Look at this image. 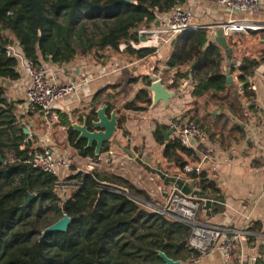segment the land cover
<instances>
[{
  "label": "trees",
  "instance_id": "16d2710c",
  "mask_svg": "<svg viewBox=\"0 0 264 264\" xmlns=\"http://www.w3.org/2000/svg\"><path fill=\"white\" fill-rule=\"evenodd\" d=\"M183 2L0 0V156L4 160L0 163V264H161L158 251L181 263L192 264L201 257L199 251L187 247L189 226L158 212L147 211L146 206L136 200L143 197L145 203L149 202L146 194L121 177H108L96 169L82 172L72 168V174L65 179L72 189L64 197L59 196L56 177L32 167L29 153L41 148L34 147L37 141L34 136L31 139L24 133L26 126L20 122L23 118L19 120L15 113L18 102L5 98V90L21 77L17 61L7 55L9 44L17 43L22 56L35 65L50 63L63 68L74 63L78 54L83 57L103 50L127 56L130 63L145 61L156 54L155 48L130 47L124 52L121 46L137 41L133 30L152 28L158 16L180 7ZM89 25L92 30L88 29ZM261 31H251V34L259 35ZM227 44L234 49L231 42ZM169 45L171 51L161 74L162 82L169 84L172 79L170 89L178 93L182 91V84H189L192 89L191 100L181 112V122L201 126L212 143L243 140L245 133L234 119H243L246 123L241 98L248 100L250 96L246 87L239 90L227 84L223 68L226 67L230 74L236 72L242 82L252 76L260 62L245 58L236 68L233 55L234 62L229 63L219 44L209 43V29L206 28L184 32ZM159 70L157 67L152 72L157 74ZM150 76L135 77L126 85H134L139 79L142 85H148ZM122 87L112 85L98 91L87 113L77 116V122L81 123L83 117L88 122L94 120L95 110L102 104L108 106L107 114L116 109L115 102ZM139 103L145 107L151 105L150 95L145 90H137L123 108L143 111L145 107ZM210 107L219 112L214 117L224 120L221 132L211 133L207 122ZM58 117V124L66 130L68 145L79 157L97 160L93 148L85 149L84 140L76 141L77 133L70 127L72 122L68 116L60 114ZM125 121L124 116L118 115L117 130L124 129ZM228 125L234 126L236 132L227 131ZM168 131V126L156 125L152 131L153 140L162 148L160 156L166 164L174 165L178 170L175 174L184 175V168L196 163L198 158L194 150L182 146L172 134L165 140L164 134ZM110 145L107 142L101 154L107 152ZM7 154H10V161H7ZM158 167L163 171L156 175L164 185L183 184V181L168 177L160 164ZM185 176L190 182L181 190L185 195L192 194L199 209L201 199L197 198L215 202L207 203V208L214 212L223 210L218 204L223 201L219 189L205 172ZM28 194H34L35 198L24 207ZM63 215L71 220L67 230L40 238L41 232ZM257 226L255 223L251 230L258 231ZM247 240L250 243L255 239L249 236ZM255 264H264V247H259Z\"/></svg>",
  "mask_w": 264,
  "mask_h": 264
},
{
  "label": "crops",
  "instance_id": "0c3cea01",
  "mask_svg": "<svg viewBox=\"0 0 264 264\" xmlns=\"http://www.w3.org/2000/svg\"><path fill=\"white\" fill-rule=\"evenodd\" d=\"M181 6L186 8L188 6L191 7L193 17L190 24L200 27V29L224 24L229 20H243L255 25L264 26V0H260V9L254 14L230 12L215 3L214 0H203L194 6L192 5V0H184ZM213 31L212 28L209 29V36ZM261 33V35H258V43L252 47L246 57L247 59H256L260 62L253 71L252 76L248 78V85L241 86L246 79L241 82L238 80L236 72L231 74L234 79L233 85L239 90L246 87V93L250 96L248 100L243 97L241 98L245 108L244 118L246 123H239V120L234 119V122H237L243 129L245 138L236 143H228L225 140L224 143H212L208 141L204 144L199 143L195 149L198 160L193 164V166H200V172H205L207 178L215 182L223 199L221 203H218L223 207V210L221 212H214L210 208H207V203L213 204L215 202L197 198V200L201 199L198 220L204 224L222 228L224 231L222 238L224 240L230 239L235 232L242 231L249 222L257 223L259 230L254 232L251 228L247 234L239 239L230 260H226L222 253L215 248L211 252L201 254V257L193 261L192 264H255L259 255V247H264V193L260 191L264 183V137L262 134V129L264 128V45L261 44V41L264 40V30ZM170 51V45L162 47L159 52L154 54L153 61L147 60L149 61V65L157 64L156 66L160 69L159 73L162 74L166 68L165 63L169 58ZM235 51L236 49H232L233 57L236 53ZM104 57V64L96 62L90 64V57L84 58V56L78 55L74 63L62 68L60 80L65 84L79 83L83 78L93 76L103 67L112 66L119 69L115 73L93 78L88 83L78 86L71 95L64 97L58 103L56 108L58 115H66L72 123L77 122V116L87 113L91 99L98 91L112 85H123L130 79L143 76L144 74V67H141L139 64L146 62V60L130 63L114 56V54H106ZM234 58L236 59V57ZM237 61L240 62L239 59H236ZM153 66H149L150 72H152ZM223 72L228 75L226 67L223 68ZM20 76V79L17 82L11 83L8 88L12 96H23L19 101L23 102L22 109L25 111L24 94L29 85V80L24 74H20ZM131 86L133 90L134 87L139 90L142 86L141 79ZM191 90L189 84H182V91L180 93L177 92V96L169 101L166 108L161 103L151 108V117L156 125L168 126L175 116L180 115L182 109L191 99ZM9 101L15 102L16 100L15 98H10ZM29 126L32 127L33 123H30ZM136 127L125 126L123 130H117L109 141L111 145L107 152L102 153L97 157L98 160L95 161L88 158L85 159L86 169L88 170L90 166H95L96 162L99 164L101 161H108L111 159L112 154L119 156L118 159H122L123 161L125 159L129 161L133 160L135 157L132 154L135 153L134 147L137 146V142L133 140L139 136ZM154 128L152 130L149 129L151 137ZM229 130H233L234 133L236 132L235 127L232 125L227 126V131ZM119 132H121L120 136H118ZM152 141L158 146L154 142L153 137ZM123 149L125 152L122 151ZM138 149H141V147ZM141 152L139 151L138 153L141 154ZM103 154L105 155L104 157ZM152 161V165L157 166L160 164L162 167H165L164 170H166L168 177L173 178L175 181H183L181 186H177L175 182L163 185V187L158 185L157 189L162 194L169 193L174 186L182 189L190 182L187 176L175 174L178 170L173 164L167 165L161 156L153 158ZM156 173L153 174L154 177H157ZM187 196L192 197V194L189 193ZM249 236H252L255 240L249 243L247 240Z\"/></svg>",
  "mask_w": 264,
  "mask_h": 264
},
{
  "label": "built area",
  "instance_id": "2783aa9c",
  "mask_svg": "<svg viewBox=\"0 0 264 264\" xmlns=\"http://www.w3.org/2000/svg\"><path fill=\"white\" fill-rule=\"evenodd\" d=\"M203 0H192V5L201 3ZM215 3L222 6L228 11H234L245 14H254L260 9V0H214ZM193 12L191 7H175L170 12L164 13L157 18V23L150 29H135L137 41H130L123 44L121 48L126 51L128 48L144 49L155 48L156 53L162 47L169 45L176 37L187 31H196L200 27L192 26L191 20ZM223 26L226 35L236 33H245L248 31H263L264 26L255 25L243 20H229ZM7 55L17 61V71L24 74L29 85L24 94V102L26 112L37 116L39 120L48 127L59 122L56 108L58 103L66 96L71 95L78 86L86 84L93 78L105 76L109 73H115L118 67H103L100 68L93 76L83 78L79 83H62L60 77L62 68L54 66L50 63L33 64L26 60L20 53L17 43H11L6 48ZM240 66V62L235 63V67ZM151 81H160L161 74L152 73ZM172 79L168 81V85L172 83ZM163 83V82H162ZM172 136L177 138L182 146L187 149L194 150L199 143L206 142V135L203 130L193 123L181 122V115L175 116L168 124ZM25 130L30 133L28 127ZM27 134V135H28ZM264 137V128L262 129ZM32 167L44 173L56 177L57 189H72L70 183L65 181V177L61 178L60 174L63 169H66V163L60 155L55 151L50 150L49 146L41 150L30 151ZM114 154L111 155V159ZM110 158V156H109ZM98 160V159H97ZM93 170L89 167L86 171ZM200 166H186L183 170L184 175L189 173H200ZM213 170H215L213 168ZM85 172V171H84ZM260 191L264 193V183ZM118 192V191H115ZM160 214L166 215L171 219L181 222L190 228V236L187 241V247L192 251H199L201 254L211 252L215 248L218 249L226 260H230L235 252V248L239 239L247 234L254 226L253 222H249L242 231L235 232L230 239L222 238L223 229L218 226L204 224L198 220L199 203L194 198L185 195V193L173 187L169 193V197L162 207L157 209Z\"/></svg>",
  "mask_w": 264,
  "mask_h": 264
},
{
  "label": "rangeland",
  "instance_id": "374dc122",
  "mask_svg": "<svg viewBox=\"0 0 264 264\" xmlns=\"http://www.w3.org/2000/svg\"><path fill=\"white\" fill-rule=\"evenodd\" d=\"M227 22V21H226ZM92 26H88L89 30H92ZM261 35L260 33H258ZM230 38L228 39V37ZM227 37V41L231 42L234 45V49H236V53L234 57L236 59L242 60L245 59L249 51L252 49L253 46L258 43V35L251 34V31L248 33H231ZM106 54H114V56L119 57L125 62H128L127 56H122L117 53H112L110 50H103L102 52H91L89 55L84 56V58L90 57V64L96 62L104 64V59ZM80 55V54H78ZM77 55V56H78ZM81 56V55H80ZM82 57V56H81ZM154 57L151 56L148 59H146V62L139 64L141 67H144V74L143 76H150V67L154 64L149 65V61H153ZM149 60V61H147ZM157 64L153 66V69H156L155 67ZM231 75V74H230ZM166 77V76H164ZM162 78V75H161ZM137 89H132V86L126 85V82L123 84V87L120 92V96L118 97L117 101L115 102L116 110L119 116H124L125 126H137L136 130L139 134L138 137L134 138V142H137V146L134 147L135 153L132 154L135 158L133 160H126L123 161L122 159H118L119 156L114 155L112 159H109L108 161H101V163L95 164V166H90L93 168H96L100 173L105 174L108 177L111 176H118L125 180H127L130 184H132L135 188L142 190L146 196L148 197V201L145 203L144 198L138 197L136 200L140 204H143L146 206L147 211H157L160 207L164 205L167 198L169 197V193L162 194L160 190L157 189L158 185H161L163 187L164 183L159 180L156 176L154 177L153 174L155 172H159L160 169L158 165H152L153 164V158L160 157V150L161 147L158 145L156 146L153 141L151 134L149 132V129L152 130L153 127H155L156 123L151 117V107H145L146 105L140 104L139 106L145 107L143 111H128L124 110V105L130 102L134 95L136 94ZM5 98L7 100H10V98H15V102H18L16 104V115L18 116V119L20 120V117L23 119L20 120L23 125L27 126L30 133L28 134L29 138L34 136L36 138V142L34 144V147L37 148H44L46 146H49L50 150L55 151L57 155H60L61 158L64 159L66 163V169H63V171L60 174V177L67 178L72 173V168L76 171H86V164L85 159L78 156L76 150H74L72 147H70L67 143V137H66V130L64 127H62L60 124H55L52 127L46 126L44 123H42L39 118L35 115L28 116L27 112H25L22 109V101H19V99L23 98V96H12L9 88L5 90ZM191 100V99H190ZM138 104V103H137ZM18 105V106H17ZM184 109V108H183ZM182 109V110H183ZM216 111V108L210 107L209 113L210 116L207 117V122L209 123V127H211V133H217L222 131V126L224 124V120L220 118H216L214 116H217L219 112ZM182 114V113H181ZM180 114V115H181ZM221 115V114H220ZM33 123V126L30 127L27 122ZM239 123H243V119H239ZM155 124V125H154ZM201 128V126H199ZM31 129V130H30ZM203 129V128H201ZM35 134V135H34ZM121 135V132H119L118 136ZM224 136V135H223ZM32 139V138H31ZM214 139H217L215 137ZM208 142V134L206 133V139ZM206 142H203V144ZM124 147V146H123ZM141 149H138L140 148ZM159 147V148H158ZM144 148V149H143ZM143 150V151H142ZM125 152V150H122ZM141 152L139 154L138 152ZM105 155L103 154V157ZM10 154H7V161H10ZM4 163V162H3ZM2 163V164H3ZM142 164V166H141ZM192 167L193 165H189ZM148 168V170L146 169ZM165 169V167H163ZM163 171V170H162ZM56 192L59 194V196L64 197L66 193L68 192L66 188L64 189H57ZM182 264H189V263H182Z\"/></svg>",
  "mask_w": 264,
  "mask_h": 264
},
{
  "label": "water",
  "instance_id": "95a60500",
  "mask_svg": "<svg viewBox=\"0 0 264 264\" xmlns=\"http://www.w3.org/2000/svg\"><path fill=\"white\" fill-rule=\"evenodd\" d=\"M125 2H130L131 0H124ZM227 24H218L206 27V29L212 28L214 31L209 36V43L216 42L224 50V54L229 63H233L232 60V49L228 47L227 44V35L224 33L223 26ZM261 44L264 45V40L261 41ZM150 80L152 77L150 76ZM233 76L230 75L228 70L227 75V84H233ZM249 83L247 78L241 86H246ZM140 90H145L150 95L151 108H154L157 104L161 103L165 108L168 106L170 100L174 99L177 96L175 90L170 89L168 84H164L160 81H151L148 85H142ZM108 106L102 104L95 110V119L90 122L87 121L86 117L82 118V122H74L71 124L72 130L77 133V140H84L86 142L85 149L93 148V153L95 157L101 155L103 146L110 141L113 135L117 132V110L113 109L109 114H107ZM24 133L27 135L28 131L24 130ZM172 132L169 130L164 134L165 140L168 139V136ZM4 160L0 156V163L2 164ZM35 198L34 194H28L27 199L23 203L25 207L30 201ZM71 220L67 215H63L59 220H57L52 225L48 226L41 232L40 238L44 237L47 234L54 232H65L70 224ZM39 238V239H40ZM158 257L161 260V264H182L180 261H175L169 259L163 252H157Z\"/></svg>",
  "mask_w": 264,
  "mask_h": 264
},
{
  "label": "clouds",
  "instance_id": "9594fccd",
  "mask_svg": "<svg viewBox=\"0 0 264 264\" xmlns=\"http://www.w3.org/2000/svg\"><path fill=\"white\" fill-rule=\"evenodd\" d=\"M25 130V129H24Z\"/></svg>",
  "mask_w": 264,
  "mask_h": 264
}]
</instances>
